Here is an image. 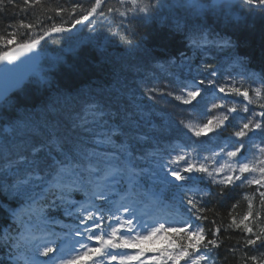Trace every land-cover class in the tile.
<instances>
[{"label": "snow or ice", "instance_id": "1", "mask_svg": "<svg viewBox=\"0 0 264 264\" xmlns=\"http://www.w3.org/2000/svg\"><path fill=\"white\" fill-rule=\"evenodd\" d=\"M39 5L0 0L5 30H14L0 36V62L93 20L90 31H106L130 57L146 24L182 43L158 65L163 79L130 86L137 66L105 47L107 78L87 89L44 81L42 102L11 118V97L0 95V264H220L221 249L234 264H264V66L251 71L232 38L264 18V0H70V25L56 22L69 12L57 5L38 26L30 17ZM166 97L211 104L203 122L173 128L157 110ZM237 190L247 210L237 215L235 200L222 216Z\"/></svg>", "mask_w": 264, "mask_h": 264}, {"label": "trees", "instance_id": "2", "mask_svg": "<svg viewBox=\"0 0 264 264\" xmlns=\"http://www.w3.org/2000/svg\"><path fill=\"white\" fill-rule=\"evenodd\" d=\"M87 2L88 0H84L85 4ZM57 5L69 8V12L64 14L62 18L56 17V22L70 25L73 19V14L70 11V0H41V5L37 6L31 14L32 22L38 26L51 23L46 17L54 16V13L49 9H53ZM77 11L79 12V10ZM178 14L183 15V12ZM94 23L93 20L92 24ZM92 24L85 22L77 25L68 34H53L52 37H46L45 41L41 42V46L36 49L38 54L37 65L25 80L8 95L11 97L10 104L13 107L6 111V118H11L16 109L31 108L33 105L40 104L45 98V91L39 85L44 81L50 82L54 88L87 89L90 84L100 83L106 79L109 66L99 57L100 51L105 47L108 54L115 60L122 63L130 62L137 66L132 69L128 77L129 85L134 87L144 78L157 75L162 79L166 77V73L162 72L158 65L163 63L164 58L173 53L182 43L179 33L170 34L160 24L155 26L146 24L138 28L141 50L135 56L130 57L123 50L124 46L119 41L113 40L109 43L106 31H101L98 35L91 32ZM221 28L223 25L217 28V31H220ZM11 31L14 30H5V22L3 18H0V36H7ZM37 34H39L38 30L32 33V35ZM25 38L24 30H19L18 42H22ZM232 38L237 44V53L249 60L250 70L259 72L261 66H264V18L259 15L251 17L249 27L234 31ZM0 50L6 51L7 49L0 44ZM220 57L221 60L226 59L223 54H220ZM173 87L175 94H178V87ZM209 99L199 103L193 102L195 105L193 107V105L183 104L182 101H176L173 97H166L164 100L157 101V110L163 109L161 115L175 128L181 121L186 124V121L194 116L200 115L199 117H202L204 105L210 101ZM217 111L222 115L221 109H217ZM230 131L231 129H229ZM224 135L227 136L228 133ZM187 139L188 136H183L177 142H183ZM243 195L241 190H237L234 198L223 201L222 206L218 209L221 215L226 217V213L235 200H239L236 214L242 215L247 210V202L242 199ZM9 204L13 207H19L15 201H10ZM6 218L5 213L0 211V220ZM260 227H264V225H260ZM5 251L0 253V258L4 257ZM225 255L227 253L221 249L220 264H234L233 258L229 257L228 260H225ZM236 259H239V256Z\"/></svg>", "mask_w": 264, "mask_h": 264}, {"label": "water", "instance_id": "3", "mask_svg": "<svg viewBox=\"0 0 264 264\" xmlns=\"http://www.w3.org/2000/svg\"><path fill=\"white\" fill-rule=\"evenodd\" d=\"M27 70L28 66L26 53H22L19 56V59L12 63L0 62V95L5 94L6 92V95H8L12 90H14L17 87V81L20 77L24 78Z\"/></svg>", "mask_w": 264, "mask_h": 264}, {"label": "rangeland", "instance_id": "4", "mask_svg": "<svg viewBox=\"0 0 264 264\" xmlns=\"http://www.w3.org/2000/svg\"><path fill=\"white\" fill-rule=\"evenodd\" d=\"M28 57H29L30 64H31L30 68L31 69L35 68V66L37 65V61H38V54H37L36 50H34L31 53H28ZM210 104H211V101L204 106L205 110L210 108ZM215 115L219 116V114H216V112H215ZM201 122H203V117L200 120H197V121L192 122L190 124H192L193 126H196ZM201 139L203 140V138H201ZM210 146H213V145H210ZM204 154L209 155L210 153H204Z\"/></svg>", "mask_w": 264, "mask_h": 264}, {"label": "bare ground", "instance_id": "5", "mask_svg": "<svg viewBox=\"0 0 264 264\" xmlns=\"http://www.w3.org/2000/svg\"><path fill=\"white\" fill-rule=\"evenodd\" d=\"M5 227H6V225H5ZM0 231H2V228H0ZM2 251H4V250H0V253H2Z\"/></svg>", "mask_w": 264, "mask_h": 264}]
</instances>
